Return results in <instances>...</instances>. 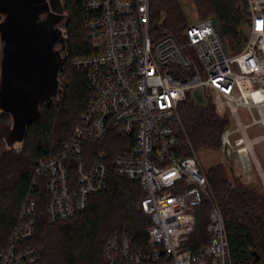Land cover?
<instances>
[{
  "label": "built area",
  "instance_id": "obj_1",
  "mask_svg": "<svg viewBox=\"0 0 264 264\" xmlns=\"http://www.w3.org/2000/svg\"><path fill=\"white\" fill-rule=\"evenodd\" d=\"M92 52L74 60L86 70L91 88L87 109L74 137L56 156L40 160L31 188L21 204L9 243L0 250V264H42L27 246L36 231L38 179L46 176L51 224L85 211L89 197L105 191L110 164L104 153L89 159L86 146L102 141L112 127L135 140L114 159L116 175L138 181L146 191L141 208L150 217L148 249H137L128 234H113L105 243L104 264H234L220 206L198 155L180 154V106L191 92H203L229 124L221 149L247 175L262 171L255 147L264 134V0H246L249 22L244 45L230 49L215 17L189 23L180 36L153 37L151 0H75ZM195 101V99H193ZM241 112L252 122L244 123ZM211 207L207 243L196 253L185 246L196 228L195 210Z\"/></svg>",
  "mask_w": 264,
  "mask_h": 264
},
{
  "label": "trees",
  "instance_id": "obj_2",
  "mask_svg": "<svg viewBox=\"0 0 264 264\" xmlns=\"http://www.w3.org/2000/svg\"><path fill=\"white\" fill-rule=\"evenodd\" d=\"M201 17H215L228 48L237 53L244 45L245 26L249 22L246 0H192ZM69 15L67 53L60 103L43 107L39 119L30 126L20 154H9L0 136V250L9 243L18 222L21 204L30 191L37 163L62 150L74 137L82 113L91 98V88L84 69L73 65L75 59L92 52L81 5L64 0ZM150 30L153 37L180 36L189 26L179 0H151ZM203 20V19H202ZM180 154L188 157L199 151H217L229 124L209 101L205 106L187 99L180 106ZM11 124L9 116L0 117L2 127ZM135 140L112 124L102 141L89 142L86 156L104 153L110 164L108 188L89 197L87 209L74 218L51 224L47 205L50 195L46 176L38 179L33 197L36 200V231L26 245L35 249L42 264H104L103 248L116 233L128 234L133 245L148 249L150 217L141 208L146 191L138 181L116 175L113 162L128 151ZM214 198L221 208L234 264H264V193L256 186L230 179L222 165L206 172ZM211 207L204 202L195 210L196 228L185 248L198 252L208 241Z\"/></svg>",
  "mask_w": 264,
  "mask_h": 264
},
{
  "label": "water",
  "instance_id": "obj_3",
  "mask_svg": "<svg viewBox=\"0 0 264 264\" xmlns=\"http://www.w3.org/2000/svg\"><path fill=\"white\" fill-rule=\"evenodd\" d=\"M68 24L64 0H0V117L11 119L0 136L9 154L22 152L42 108L62 99Z\"/></svg>",
  "mask_w": 264,
  "mask_h": 264
},
{
  "label": "rangeland",
  "instance_id": "obj_4",
  "mask_svg": "<svg viewBox=\"0 0 264 264\" xmlns=\"http://www.w3.org/2000/svg\"><path fill=\"white\" fill-rule=\"evenodd\" d=\"M179 1L189 23H196L199 20L206 18L201 17L198 14L192 0ZM245 30H247V24L245 26ZM229 52L231 54L233 53L231 50ZM189 96H192V98L195 99V102L201 106H205L213 99L212 96L207 98L203 92L199 91L191 92ZM241 114L244 118L243 120L245 124H250L252 122L251 117L247 116L245 112H241ZM247 132L248 135L253 138L254 136L263 135L264 128L260 126H252L247 129ZM255 152L262 165V171L254 170L247 175L243 174L242 171H239L236 168L234 160L226 157L221 148L217 151H199L197 152V155L206 172L213 166L222 165L227 170L230 179L236 178L245 185L256 186L261 192L264 193V142L255 147Z\"/></svg>",
  "mask_w": 264,
  "mask_h": 264
}]
</instances>
